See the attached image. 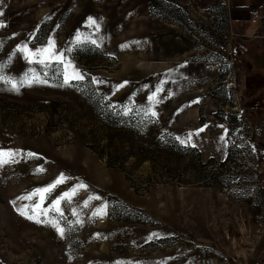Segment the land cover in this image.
Returning a JSON list of instances; mask_svg holds the SVG:
<instances>
[{
	"label": "rangeland",
	"instance_id": "rangeland-1",
	"mask_svg": "<svg viewBox=\"0 0 264 264\" xmlns=\"http://www.w3.org/2000/svg\"><path fill=\"white\" fill-rule=\"evenodd\" d=\"M228 4L0 0V264H264L263 108ZM49 41L45 66L30 53ZM61 174L43 207L87 186L37 217L63 235L18 199Z\"/></svg>",
	"mask_w": 264,
	"mask_h": 264
},
{
	"label": "crops",
	"instance_id": "crops-1",
	"mask_svg": "<svg viewBox=\"0 0 264 264\" xmlns=\"http://www.w3.org/2000/svg\"><path fill=\"white\" fill-rule=\"evenodd\" d=\"M230 10L231 28L235 35L234 48L240 40H244L242 47L245 60L239 61L237 57L236 68L239 74L240 91L243 87L242 77L246 74V88L249 92L253 89L249 99L254 106L263 108L264 111V0H228ZM244 62V63H243ZM258 113L261 137L264 139V113ZM248 112V111H247ZM264 146V140L258 142ZM262 165H264V152Z\"/></svg>",
	"mask_w": 264,
	"mask_h": 264
},
{
	"label": "snow or ice",
	"instance_id": "snow-or-ice-1",
	"mask_svg": "<svg viewBox=\"0 0 264 264\" xmlns=\"http://www.w3.org/2000/svg\"><path fill=\"white\" fill-rule=\"evenodd\" d=\"M3 13L0 12V15H2ZM89 25L94 24L95 21L89 19ZM2 23H0V27H2ZM77 39H79V36H77ZM25 51H27V49H25ZM30 55L36 56L37 58L39 57H43V59H39L38 62L45 64V66H47V64L49 62L52 61H56L59 62L61 61V54L55 53L54 51V42L49 41V46L44 48V49H40L37 50L34 53H30ZM73 79H83V76L81 75H76L73 77ZM69 82V77L65 76V83ZM14 86V85H13ZM155 97H150L149 99L152 100ZM153 115H155V113H153ZM6 155V153H4L3 151H0V165H2L3 163H5L6 161L3 159V157ZM7 155L12 156L14 155L13 153H7ZM29 155H33V154H29ZM42 171V169L40 170ZM66 180V178L64 177L63 174H61L51 185L46 186L44 188H40V189H36L34 190L33 193H30L26 196H22L19 197L18 199H26V200H31L33 198V196L38 195L39 196V201L31 206V214H28V212L26 211V209L28 208V205H25V210H20V215L22 216H26V218L28 219H35V222L37 223H44V222H48L50 224H52L53 227L56 228V230L63 235L65 229L63 227H61L59 225V222L56 220L55 217H52L50 219H47V221L45 220H41V219H37L38 216H44V217H49L50 213H55L56 216L63 218L64 216V212L62 210V201L65 203H70L72 197L77 193L78 189H83L86 188V185H78L75 186L72 190H70L69 192H65L61 195V197L56 198L55 200L52 201L51 205L48 206L47 208L43 207V204L45 202V200L47 199V196L45 194L50 193L57 185L64 183ZM96 199H99V197H95ZM91 199V198H89ZM85 207H87V202H85ZM103 212V208L99 209L96 213H94V215H98L100 213ZM72 215L73 216H77V213L75 210L72 211ZM79 219L76 220V223H79Z\"/></svg>",
	"mask_w": 264,
	"mask_h": 264
},
{
	"label": "trees",
	"instance_id": "trees-1",
	"mask_svg": "<svg viewBox=\"0 0 264 264\" xmlns=\"http://www.w3.org/2000/svg\"><path fill=\"white\" fill-rule=\"evenodd\" d=\"M91 112H92V114L100 115L99 111H97V109H95V108L91 109ZM102 120H103L104 124L108 126L107 127L108 131L113 133L115 126H116V119L112 115H106V116H102ZM116 138L117 137H115V134H111L108 136V140L110 141L111 144L114 143ZM109 162H110V165L112 167L119 168L120 170H123L126 173L127 178L130 180L128 170L121 163H119V161L117 159H115V157L113 159L110 158Z\"/></svg>",
	"mask_w": 264,
	"mask_h": 264
},
{
	"label": "built area",
	"instance_id": "built-area-1",
	"mask_svg": "<svg viewBox=\"0 0 264 264\" xmlns=\"http://www.w3.org/2000/svg\"><path fill=\"white\" fill-rule=\"evenodd\" d=\"M200 264H217V261L213 257H206V258L201 259ZM235 264H247V263L239 262V263H235Z\"/></svg>",
	"mask_w": 264,
	"mask_h": 264
}]
</instances>
